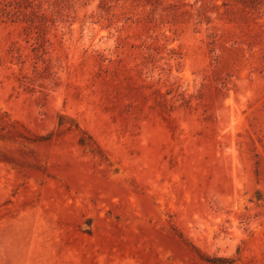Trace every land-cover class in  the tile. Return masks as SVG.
Instances as JSON below:
<instances>
[{"label": "rangeland", "instance_id": "374dc122", "mask_svg": "<svg viewBox=\"0 0 264 264\" xmlns=\"http://www.w3.org/2000/svg\"><path fill=\"white\" fill-rule=\"evenodd\" d=\"M0 264H264V0H0Z\"/></svg>", "mask_w": 264, "mask_h": 264}]
</instances>
